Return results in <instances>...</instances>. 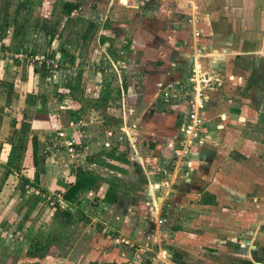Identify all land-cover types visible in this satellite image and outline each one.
Segmentation results:
<instances>
[{
	"label": "crops",
	"instance_id": "1",
	"mask_svg": "<svg viewBox=\"0 0 264 264\" xmlns=\"http://www.w3.org/2000/svg\"><path fill=\"white\" fill-rule=\"evenodd\" d=\"M58 1L78 4L71 15L62 13L68 31L71 19H79L77 53L69 50L67 31L57 47L48 32L53 46L45 51L64 62L54 79L30 73L33 66L11 57L7 77L0 79V263L102 264L123 245L122 255L134 260L139 251L159 249L155 256L165 264H264V192L255 190L254 160L264 147V0ZM195 47L202 50L199 66L209 74L200 84L206 122L180 169L174 149L183 142L191 95L169 102L160 96L167 82L193 85L188 76ZM10 48L24 51L14 41ZM120 57L122 76L109 83L102 72ZM73 64L78 68L72 84ZM88 66H100L97 78L91 70L88 83L98 90L84 99L81 81ZM113 85L119 89L111 96L105 88ZM73 87L78 93L67 95ZM114 99L127 106L124 115L137 123L138 134L124 123L109 124L102 108ZM36 110L44 112L41 118ZM58 130L72 138L74 153L58 144ZM32 135L38 142V183L24 187L22 197L16 194L17 176L5 182V164L9 157L11 169L22 170ZM228 159L241 160L244 172L217 176L224 180L215 187L211 170L226 167ZM166 168L175 185L171 196L157 183ZM74 182L80 189L64 200L66 184ZM66 207L68 218L62 214ZM147 238L153 249L145 247Z\"/></svg>",
	"mask_w": 264,
	"mask_h": 264
},
{
	"label": "rangeland",
	"instance_id": "2",
	"mask_svg": "<svg viewBox=\"0 0 264 264\" xmlns=\"http://www.w3.org/2000/svg\"><path fill=\"white\" fill-rule=\"evenodd\" d=\"M39 0H0V26H4L6 27V29L9 31V37H8V43H12L13 41H17V40H21L22 41V46L24 48V50L26 48H28L30 50V48L32 50H36L37 52H45V50H47V48H52V44L47 43L48 39L46 37V34L48 32H50V34H52V38L51 41L55 42L54 46L57 47V43L58 40L64 35V33L67 31V40H71L70 46H69V50H73L75 52V54L77 53V50L74 49L75 47V43H76V39H81L80 38V33L78 32V34L76 33V29L75 28H80L81 25L80 24H75V20H79L77 18L71 19V21L68 23V21L70 19H68V21H66L68 24H70L72 26L71 30L68 31L66 28H64V26L62 25V19L65 17H63V14L61 13V2L56 0L55 3H49V1L51 0H42L41 4L43 3L44 5H36V2H38ZM40 2V1H39ZM46 15V16H45ZM74 20V21H72ZM74 22V24H73ZM66 25V24H65ZM83 28H81L82 30ZM18 32V34L16 33ZM12 33H15L17 35L15 36H11ZM25 34V36H24ZM61 34H63L61 36ZM73 41V42H72ZM94 41V40H93ZM94 44V43H93ZM88 46H90V44H87ZM89 49H88V53H89ZM87 53V54H88ZM85 56V59H89L90 55ZM84 57V55H82ZM92 56V55H91ZM123 58L120 57V60L117 64V62H115L116 66H111V69H106L103 70L102 72V78L106 81L113 82L116 77L115 75L118 77L122 76V70H123ZM60 66L64 64V62H59ZM105 63V62H103ZM103 63H101V65H104ZM108 64V63H107ZM100 65V66H101ZM111 65V64H110ZM100 66L99 69L96 71L92 66H88V67H84L83 69L86 70L85 73H87V76L85 77V79H83V81H81V84H83V98L84 99H88L89 97L93 96V94L95 93V90H98L97 88L93 89L91 88L88 83H90V79L94 78V75L91 76L92 71L94 70V74H95V78H97L98 75V71L100 70ZM70 71H68L70 73V79H71V83L73 84L74 81L72 80L74 78V74L76 69L78 68L76 66V64L70 65ZM92 70V71H91ZM192 69L189 72V76L191 74ZM41 73L40 71H37V73ZM57 73H55L54 75H47V77H50L52 79H54V77L56 76ZM73 74V75H72ZM189 76H188V80H189ZM46 77V76H45ZM60 77H58V80L60 81ZM56 79V78H55ZM177 81L179 79H176ZM182 82V81H179ZM114 83L116 84V80L114 81ZM112 83V84H114ZM184 82H182L183 84ZM186 85V84H185ZM183 84V88L181 90H176L175 94L176 97H180L183 96L182 98H185L186 93L188 94V92L190 91L191 87H186ZM117 86V87H116ZM119 89L118 85H113L111 86V89L106 87L105 90H109V92H111V96L115 95L117 90ZM72 92V95H75V93L77 94L78 91L75 92V88L73 87L72 90L68 91V93H66L67 95ZM203 93V91H201ZM126 96V94H125ZM116 97V96H115ZM161 97V96H160ZM203 97V96H202ZM117 98V97H116ZM123 100H125L123 98ZM168 101L169 100H165ZM93 104V103H92ZM88 105V103L86 104ZM106 107H108L106 109ZM124 109L127 110V106L124 105ZM107 110V114L105 113ZM102 111L105 113V116L107 117V120L109 122L110 125H116L117 127L119 126V122L120 124L124 123L126 124V126L129 128V130H131V132H136V134H138V125L137 123H134V121H130L129 122V117L128 115L126 116V113L124 115L125 120L122 118L123 117V113H122V105L119 104V102L117 101V99L108 101L107 104L105 105V108H102ZM188 112V111H187ZM131 114V113H130ZM201 115V113H200ZM130 116V115H129ZM202 117V124L204 122H206L205 118ZM134 118V116H133ZM187 123H189V118H188V114L184 117V123L183 125H187ZM202 124L198 127L200 128L202 126ZM173 126V124H172ZM198 128H196L195 133L193 135L194 139H193V143L191 145H189L187 143L188 141V137L186 132L184 131V129L182 130V132L184 133V138L182 139L183 142L181 143V147H177L174 149V157L177 159V161H179L180 163H178L179 168L183 169V165H187V164H183V160H185V156L188 154V152H190L191 150H193V148L195 147V143L197 141L200 140V138L202 137L200 135V131H198ZM258 128H260V126H258ZM261 129L260 128L259 131L261 133ZM137 136V135H136ZM141 137V136H140ZM256 139V138H255ZM142 140V137H141ZM264 143V138L261 140ZM147 142V141H146ZM185 143L188 144V147H185ZM192 147V148H191ZM186 151V153H185ZM230 153V152H229ZM232 150L231 151V155L234 156V158L236 157V153ZM13 152H10V155H12ZM225 154V153H223ZM222 155V154H221ZM259 156V159L255 160V163L257 164V170L259 172H257L256 177H255V185L256 188L255 190L259 193V194H263L264 192V147H261L260 152L257 154ZM9 159V157H8ZM239 159V158H238ZM244 159V157H243ZM11 160V157H10ZM182 160V161H181ZM249 160V159H248ZM246 160V161H248ZM245 161V162H246ZM225 162V161H224ZM242 164L243 162L241 160H231L228 159L227 160V164L226 167L223 166L222 169L219 168V165L217 167H215L213 170H211V176H219L221 178H224L225 175L228 176H233L234 174H238L240 173L243 174V169H242ZM169 168H166L165 170L162 171L161 173V178L159 179V181L157 183H159L161 185L162 188H164L169 195L171 196L175 185H173L172 182V177H171V172H169ZM220 171V175L218 174V172ZM255 174V173H254ZM239 175V176H240ZM223 180L221 182H219V179L217 178L216 182H214L215 187H222L223 185ZM157 183H155L156 186H158L157 188L160 187V185ZM176 184V183H175ZM154 185V184H153ZM152 185V188H153ZM232 185H235L234 183ZM239 188L243 187V184H238ZM186 186V185H184ZM234 187V186H232ZM241 189V188H240ZM217 190L219 191V188H217ZM238 190V188H237ZM198 190H193L192 192H197ZM158 193L162 192V189L159 188ZM222 200V199H221ZM228 209H234L233 205L232 207H230V204H226ZM166 210H170L171 205L165 204ZM169 227V226H167ZM146 244L145 247H150L153 249V247L150 245V243H152V240L150 242L149 238L146 239ZM147 245V246H146ZM107 246V245H106ZM109 247V246H107ZM119 248L115 247V255L114 258H112L111 261H103L102 264H165L166 262H164L163 260L158 259L157 256L159 254V249L154 251H139L138 253L140 254L139 256H136V259L134 260V255L132 256V258L129 255H122V251H123V245L118 246ZM84 249H85V245H84ZM131 249H136L135 247H132ZM104 251L106 252L107 250L104 248ZM147 252H149L148 254H146ZM141 254H144L146 256L149 257V259L151 260L152 257L154 258L153 263H151L150 261H146V259H143ZM163 256V255H162ZM161 257V256H160ZM163 258V257H162ZM153 261V259H152ZM168 263V262H167ZM0 264H5L4 262H1ZM171 264V263H168Z\"/></svg>",
	"mask_w": 264,
	"mask_h": 264
},
{
	"label": "built area",
	"instance_id": "3",
	"mask_svg": "<svg viewBox=\"0 0 264 264\" xmlns=\"http://www.w3.org/2000/svg\"><path fill=\"white\" fill-rule=\"evenodd\" d=\"M193 19L190 18L188 21L191 22ZM198 35V32L195 33ZM201 48L195 47L193 58L195 59V64L192 67L191 74L189 76V81L193 84L191 86L190 91L188 94L191 95L190 98V110L188 112L189 123L187 125H183L184 131L187 134L188 141L187 143L191 145L193 143V135L195 133L196 128H198L202 124V117L200 115V109L203 106V93L201 92L202 89L200 88V84H205L209 80V74L202 70L199 66L198 57L202 55ZM0 53L4 54L5 57H11L17 59L20 62L28 63L30 66L41 68L45 67L48 70V75H54L59 69L58 59L54 55H50L48 51L45 52H31L30 50L24 51H12L11 48L6 49L4 51H0ZM183 88L182 82L178 81H171L167 82L161 91V99L163 100H171L176 98L175 91L181 90ZM123 99V98H122ZM122 105V113L123 119L124 117V104ZM73 119V118H72ZM73 125H76L75 122H71ZM57 135L62 138V141L58 142L60 146H64L69 153L75 152V147L72 138H67L65 133L61 130H58ZM184 144V142H183ZM188 144L185 143V147H188ZM186 153V151H185ZM26 185L25 187H27ZM158 222H161L159 219ZM55 264H61L60 261H57Z\"/></svg>",
	"mask_w": 264,
	"mask_h": 264
},
{
	"label": "trees",
	"instance_id": "4",
	"mask_svg": "<svg viewBox=\"0 0 264 264\" xmlns=\"http://www.w3.org/2000/svg\"><path fill=\"white\" fill-rule=\"evenodd\" d=\"M77 8H78V4L73 3V2L65 1V2L61 3V11H62L61 13H63L64 15H67V16H69L72 13H74L75 11H77ZM90 30H91V27L88 28L87 32H89ZM8 33L9 32L7 31L6 27L0 26V51H4V50L10 48V43H8V37H9ZM16 33L18 34V32H16ZM17 34L12 33L11 36L13 37V36H15ZM21 42H22L21 40L14 41L15 46H17V47L20 46ZM17 49H19V48H17ZM49 54L50 55H54V52L50 51ZM64 57H66L65 54H64ZM67 58H69L71 60L73 59V57H71V56H68ZM7 61H8V57H5L4 54L0 53V79H4L5 77H7V75H4L5 68H6V65H7ZM37 71L41 72V73L38 72L39 75H41V76H47L48 75V70L45 67H41V68L32 67L30 69V73L31 72H37ZM22 92L23 91L21 89L20 90V95H22ZM59 98L62 99V97H59ZM43 114H44L43 111L36 110V116L38 118H41V116ZM37 117H36V119H37ZM20 121H21V117L18 116L17 119L13 123L14 128L18 127ZM27 158H28L27 161L22 166V170H20L18 172H15L13 169H11L9 159H8V161L5 164L6 165V170H5V173H4L5 182L8 181L10 179V177L13 176V175L17 176V180H18V182H20V184L17 185V187L19 186V188H18L19 192H16V194L21 195L22 197L24 196L23 192L25 191L24 187L26 185H32L33 186V183H35V184L38 183V173H37V166H38V142H37V137L35 135H32V136L29 137ZM31 169H33V176L29 175L30 172H31ZM15 185H14V187H15ZM35 186L36 185H34L33 187H35ZM66 187L67 188H66L65 192L63 193V199L69 201L70 199H72V197L80 189L81 184L78 183V182H74V183L66 184ZM0 190H2V189H0ZM0 193H1V191H0ZM107 196L108 195L106 194L105 195V199L106 200H108ZM62 214H63V216L65 218H68V216L71 215V211H70L69 207L64 208L62 210Z\"/></svg>",
	"mask_w": 264,
	"mask_h": 264
}]
</instances>
